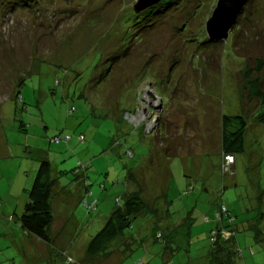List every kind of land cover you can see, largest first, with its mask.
Masks as SVG:
<instances>
[{
	"label": "rangeland",
	"instance_id": "1",
	"mask_svg": "<svg viewBox=\"0 0 264 264\" xmlns=\"http://www.w3.org/2000/svg\"><path fill=\"white\" fill-rule=\"evenodd\" d=\"M217 1L161 0L136 13L138 0H0V264H208L216 224L205 218L220 205L240 225L243 264H264L244 223L264 228V125L260 103L241 96L246 66L264 59V0L245 7H256L254 25L238 34V23L223 42L205 30ZM224 115L248 124L226 175ZM42 152L58 172L52 246L18 222ZM75 170L92 211L66 187ZM139 190L160 217L133 222L127 256H88L90 238ZM175 226L180 249L165 254L156 232L171 238Z\"/></svg>",
	"mask_w": 264,
	"mask_h": 264
},
{
	"label": "trees",
	"instance_id": "2",
	"mask_svg": "<svg viewBox=\"0 0 264 264\" xmlns=\"http://www.w3.org/2000/svg\"><path fill=\"white\" fill-rule=\"evenodd\" d=\"M251 1L252 0H250V3ZM255 10L256 7L253 6L247 10L244 9L236 23V25L239 23L236 29L238 34L243 33V29L251 28V25H254L253 22L258 20L256 19L258 17V11ZM203 39H205V37L202 38V40ZM201 42L203 43V41ZM18 95L19 93L16 94L17 98ZM241 96L243 102L247 103L257 100L260 103L261 112H259L255 118L258 123L264 125V59H257L254 67L246 66L243 71ZM246 119V116L243 115H224L221 118V170L224 175L231 172L224 171V158L227 156L233 157L234 165L236 162V155L245 152V137L248 130ZM233 165H231V169ZM73 173L76 174L75 179L78 178V171L75 170ZM58 183V177H53V168L50 159L46 157L41 158L34 181L27 191V200L22 209V214L18 216V222L26 234L34 236L50 246L54 245L50 233L51 226L54 222L52 202L57 192L56 186ZM85 185L86 191L81 202L88 211H92L96 209V206L94 204L95 207H90L91 204L88 201V197H90L92 193L89 190L90 184H88L86 179ZM140 191L141 190L127 195L123 205L113 211L103 228L90 238L87 248L88 256L92 258L100 257L106 260L115 250H118V252L120 251L123 257L127 256V252L132 251L131 245L133 243L132 241H134V236L131 234L133 222L138 218H146L149 213L155 214L156 217H160L159 209H152L150 205L146 204L141 198ZM14 213H16V211ZM210 221H213L216 226L211 229L209 235L210 246L206 255L208 264H243L241 259L244 257L241 253L237 238V233L240 231V225L237 219L232 217L225 205H220L216 216L213 217L212 220L209 217L205 218L207 224H209ZM251 221H244L246 225L245 230L252 229V235L255 241L264 245V228H259L256 219H252ZM240 223L243 224L242 221H240ZM176 228L177 226H175L173 230V233L175 232L176 235L171 238L165 236L162 232H156L155 240L157 241L154 243H158L160 247L163 246L165 254L169 252V255H173L172 252L177 248L180 249L181 242L180 239H177L180 233L177 234ZM73 262L72 258H65L64 264H74ZM52 263L54 264V262L48 264ZM122 263L123 261H120V264ZM139 264H143V262Z\"/></svg>",
	"mask_w": 264,
	"mask_h": 264
},
{
	"label": "water",
	"instance_id": "3",
	"mask_svg": "<svg viewBox=\"0 0 264 264\" xmlns=\"http://www.w3.org/2000/svg\"><path fill=\"white\" fill-rule=\"evenodd\" d=\"M161 0H138L134 6L136 13L141 12L147 6H152ZM250 0H218L210 18L205 23V30L209 40L214 42L227 41L231 30L236 25L238 18L243 13ZM152 98L155 96L150 93Z\"/></svg>",
	"mask_w": 264,
	"mask_h": 264
},
{
	"label": "crops",
	"instance_id": "4",
	"mask_svg": "<svg viewBox=\"0 0 264 264\" xmlns=\"http://www.w3.org/2000/svg\"><path fill=\"white\" fill-rule=\"evenodd\" d=\"M44 156V152H42L41 153V156H40V158H39V160L41 159V158H45V157H43ZM39 160H38V162H39ZM35 165V164H34ZM34 165H33V167H34ZM37 171L35 170V173H36ZM54 176L55 177H58V172L56 173V174H54ZM77 179L78 178H76L75 180H74V183L72 182L71 184H69L68 186H66L67 188L69 187H72L73 188V186H77L76 187V189L78 190L77 192H76V195H78V198L76 199V202L78 201V202H80L81 201V196H82V192H83V187H82V185L81 184H79V183H76V182H78L77 181ZM58 186H59V183L57 184V186H56V190H58ZM65 191H67L66 189H64ZM85 191H86V189H85ZM56 194H58V192H56ZM59 195V194H58ZM55 197H58V196H55ZM68 197V196H67ZM70 197V196H69ZM26 200H27V198L24 200V201H22L23 202V206H22V209L24 208V205H25V202H26ZM63 201H64V198L62 199ZM80 200V201H79ZM66 201H67V199H66ZM65 201V202H66ZM66 204H68V202H66ZM55 199L53 200V202H52V207H53V210L56 208L55 207ZM61 209H63V212H68V211H70L72 214L74 213L73 212V209H71V208H69V205H62V208ZM16 210H14V212H15ZM55 211V210H54ZM55 215V214H54ZM74 215V214H73ZM72 216V215H71ZM70 217V216H69ZM62 241V240H61ZM68 247V246H67ZM120 264V263H119Z\"/></svg>",
	"mask_w": 264,
	"mask_h": 264
},
{
	"label": "built area",
	"instance_id": "5",
	"mask_svg": "<svg viewBox=\"0 0 264 264\" xmlns=\"http://www.w3.org/2000/svg\"><path fill=\"white\" fill-rule=\"evenodd\" d=\"M56 142H58V140ZM224 159H225V165L223 166V169H224V171H229L231 165H233V163H234V158L231 156H227ZM94 204L95 203L91 204L90 207L93 208Z\"/></svg>",
	"mask_w": 264,
	"mask_h": 264
},
{
	"label": "clouds",
	"instance_id": "6",
	"mask_svg": "<svg viewBox=\"0 0 264 264\" xmlns=\"http://www.w3.org/2000/svg\"><path fill=\"white\" fill-rule=\"evenodd\" d=\"M208 36V35H207Z\"/></svg>",
	"mask_w": 264,
	"mask_h": 264
}]
</instances>
